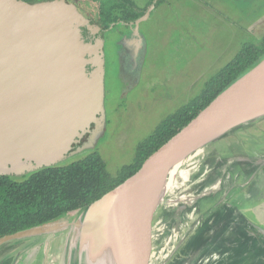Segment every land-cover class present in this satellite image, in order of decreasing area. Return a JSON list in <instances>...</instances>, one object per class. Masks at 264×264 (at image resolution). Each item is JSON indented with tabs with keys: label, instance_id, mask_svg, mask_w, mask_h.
Here are the masks:
<instances>
[{
	"label": "water",
	"instance_id": "1",
	"mask_svg": "<svg viewBox=\"0 0 264 264\" xmlns=\"http://www.w3.org/2000/svg\"><path fill=\"white\" fill-rule=\"evenodd\" d=\"M153 6L129 23L134 33ZM83 28L88 35L100 30L64 0H0V176L56 166L88 147L86 142L77 148L72 144H79L86 134L90 142L94 131L89 126L99 128L104 115L103 39L98 35L85 41ZM261 118L264 58L151 154L136 173L78 211L72 240L67 244L69 237L65 239L56 264L73 263L72 242L77 243L78 264H148L154 213L169 192L165 186L173 168L177 171L191 155ZM143 209L147 213L138 224ZM59 221L3 236L0 246L29 238L26 254L46 243L51 230L61 232L56 229L66 225Z\"/></svg>",
	"mask_w": 264,
	"mask_h": 264
},
{
	"label": "rangeland",
	"instance_id": "2",
	"mask_svg": "<svg viewBox=\"0 0 264 264\" xmlns=\"http://www.w3.org/2000/svg\"><path fill=\"white\" fill-rule=\"evenodd\" d=\"M64 1L73 4L91 23L95 21L97 2ZM131 1L137 9H143L151 0ZM128 25L129 23L116 25L117 29L130 30V34L119 41L116 28L106 30L102 36L105 63L104 115L98 124L99 128L89 126L94 131L90 142L86 134L78 145L72 144L77 148L86 142L88 147L56 166L68 165L93 152H97L104 160L110 175H115L122 166L130 164L138 144L163 119L196 97L205 82L223 68L243 44L260 43L264 37V0H163L153 6L147 19L139 23L135 33ZM82 34L85 41H91V36L84 28ZM263 157L264 118H261L230 132L200 153L191 155L175 171L174 179L177 183L173 190L178 197L185 195L184 190L191 192L192 186L198 191L203 181L213 180L208 187L212 190L217 185L233 183L240 185V189L235 192L238 197L249 185L255 193L261 194L262 189L264 190V172L260 168L264 167L260 163ZM218 161H224L219 164L224 171L213 177L212 170ZM204 167L207 168L202 172ZM179 171L187 173L186 182L180 178ZM194 179L197 181L193 182ZM222 189L226 191L225 188ZM189 194L187 193L191 200L183 203L191 207L201 194L197 198L192 193ZM229 197L226 198V205L232 202ZM176 199L182 202V199ZM170 200L172 199L167 192L156 213L168 207ZM241 206L242 203H239L238 208ZM227 211L225 207V212ZM77 213L75 211L61 218L62 220L59 219L58 223L67 227L56 229L62 230L61 232L51 230L46 243L41 247L35 246L26 254L22 253L16 264H42V258L44 254L47 255L48 249L46 264H56L65 239L69 237L67 244L72 240L70 233L77 221ZM258 220L264 224V203ZM230 222L226 220L224 225L229 232ZM165 225L167 226L166 223ZM165 230L166 227L161 230V234ZM161 234L150 237L148 264L171 263L172 252L167 253V246L161 244L165 238ZM174 241L170 243L174 245ZM29 242L32 240L28 238L26 243ZM70 245L74 255L71 261L78 264L77 243L72 242ZM260 248L264 249L262 246ZM31 254L34 255L31 257ZM26 260H33V263H26Z\"/></svg>",
	"mask_w": 264,
	"mask_h": 264
},
{
	"label": "trees",
	"instance_id": "3",
	"mask_svg": "<svg viewBox=\"0 0 264 264\" xmlns=\"http://www.w3.org/2000/svg\"><path fill=\"white\" fill-rule=\"evenodd\" d=\"M35 3L47 0H22ZM98 3L97 23L134 22L153 4L137 9L131 0H89ZM264 58V37L258 45L243 44L235 56L204 84L201 92L163 119L136 147L133 161L115 175L107 172L97 152L64 166L42 168L19 179L0 176V238L59 220L69 213L85 211L94 201L136 173L144 161L185 127L218 94Z\"/></svg>",
	"mask_w": 264,
	"mask_h": 264
},
{
	"label": "crops",
	"instance_id": "4",
	"mask_svg": "<svg viewBox=\"0 0 264 264\" xmlns=\"http://www.w3.org/2000/svg\"><path fill=\"white\" fill-rule=\"evenodd\" d=\"M220 163L223 164L224 161L216 163L212 170L213 177L224 171L222 167H219ZM260 163L264 165V157ZM206 168L204 167L202 172ZM260 168L263 173L264 167L260 166ZM241 169L244 172V168L241 167ZM179 172L180 178L186 182L187 173ZM175 177L176 175L173 176L168 187L171 189L169 195L172 200L163 211L155 213L151 229V236H160L161 230L166 227L167 231L162 233L163 236L165 235L166 242L164 238L161 244L167 246V253L172 252L171 260L168 259L170 264H264V249L260 248L264 247V235L260 233L264 230V224L258 220L264 203L263 189L261 194H257L249 185L248 189L238 197L235 192L240 189V185L224 183L212 190L208 188L212 185L213 180H211L203 181L198 191L192 186L191 192L184 190L185 195L177 197L173 190L177 183ZM195 181L197 180L194 179L193 182ZM187 193H192L195 198L201 194L191 207L183 203L191 200L188 198L190 194L187 195ZM227 196L232 199L230 205H226ZM176 198L182 199V202ZM239 203H242L240 208H238ZM225 207L228 209L227 212ZM226 220L229 222L231 220L228 225L231 232L224 226ZM176 238L177 241H174ZM172 240L174 245L170 243ZM25 244L19 241V243H7L0 246V264H16V258L26 249ZM32 261L26 260V263Z\"/></svg>",
	"mask_w": 264,
	"mask_h": 264
},
{
	"label": "flooded vegetation",
	"instance_id": "5",
	"mask_svg": "<svg viewBox=\"0 0 264 264\" xmlns=\"http://www.w3.org/2000/svg\"><path fill=\"white\" fill-rule=\"evenodd\" d=\"M97 16H96V19H95V21L94 22H90L91 24H94V25H96V26H98L99 27V32L97 33V34H95V35H89V36H91V40L94 38V37H97L98 35L102 38V36H103V34H104V32L106 31V30H109V29H115L116 28V25H110L109 26V28L108 29H103L98 23H97ZM124 28H125V26H123ZM87 32V31H86ZM116 32L118 33V35H119V39L117 40V41H119L120 39H122L123 38V36H127V35H129L130 34V30H129V28L127 29L126 28V30L125 31H123V30H121V29H117L116 28ZM127 32V33H126ZM129 32V33H128ZM85 139V137L83 136V138L80 140V142L82 141V140H84ZM76 145H78V144H75V146ZM73 147V146H72Z\"/></svg>",
	"mask_w": 264,
	"mask_h": 264
},
{
	"label": "bare ground",
	"instance_id": "6",
	"mask_svg": "<svg viewBox=\"0 0 264 264\" xmlns=\"http://www.w3.org/2000/svg\"><path fill=\"white\" fill-rule=\"evenodd\" d=\"M175 171H176V167L173 168V170L171 171V175H170V177H169V179H168V181H167V183H166L167 186L165 187V189L169 187V184H170V182H171V180H172V178H173V176H174V174H175ZM146 205H149V203H147ZM145 208H146V207H145ZM146 209H148V208H146ZM146 209H143L142 213L140 214L141 216H140V218H139V220H138V224L141 223L143 217L145 216V213H147V210H146ZM139 227H140V226H137L136 229H135V231H137V229H138Z\"/></svg>",
	"mask_w": 264,
	"mask_h": 264
}]
</instances>
